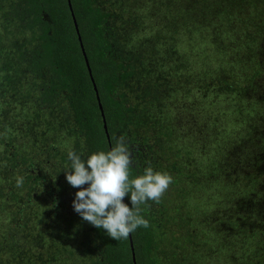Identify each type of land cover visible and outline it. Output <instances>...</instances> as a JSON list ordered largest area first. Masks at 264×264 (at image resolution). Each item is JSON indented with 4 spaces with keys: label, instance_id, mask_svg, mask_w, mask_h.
Segmentation results:
<instances>
[{
    "label": "trees",
    "instance_id": "1",
    "mask_svg": "<svg viewBox=\"0 0 264 264\" xmlns=\"http://www.w3.org/2000/svg\"><path fill=\"white\" fill-rule=\"evenodd\" d=\"M120 135L173 183L116 241L65 172ZM0 264H264V0H0Z\"/></svg>",
    "mask_w": 264,
    "mask_h": 264
},
{
    "label": "clouds",
    "instance_id": "2",
    "mask_svg": "<svg viewBox=\"0 0 264 264\" xmlns=\"http://www.w3.org/2000/svg\"><path fill=\"white\" fill-rule=\"evenodd\" d=\"M108 151H98L86 159L68 151L70 168L65 177L70 186L79 189L72 202L73 210L111 239L127 240L138 228L149 227L142 212L149 201L159 204L173 183L167 172L154 171L149 165L143 174L133 177L131 148L123 135L114 138ZM24 177L16 178L22 187ZM87 185V187H84ZM130 197L131 207L124 203Z\"/></svg>",
    "mask_w": 264,
    "mask_h": 264
},
{
    "label": "water",
    "instance_id": "3",
    "mask_svg": "<svg viewBox=\"0 0 264 264\" xmlns=\"http://www.w3.org/2000/svg\"><path fill=\"white\" fill-rule=\"evenodd\" d=\"M68 1V0H67ZM68 4V9L70 10V8H69V3H67ZM73 25H74V27H75V23H74V21H73ZM77 39L79 40V37L77 36ZM84 61H85V66L87 67V63H86V60H85V58H84ZM87 71L89 72V69H88V67H87ZM99 109H100V107H99ZM103 128H104V131H105V126L103 125ZM131 259H132V262H134V258H133V254H131Z\"/></svg>",
    "mask_w": 264,
    "mask_h": 264
}]
</instances>
